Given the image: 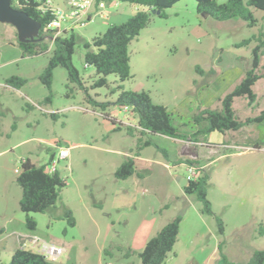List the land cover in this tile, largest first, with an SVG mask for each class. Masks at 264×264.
<instances>
[{
  "label": "rangeland",
  "instance_id": "374dc122",
  "mask_svg": "<svg viewBox=\"0 0 264 264\" xmlns=\"http://www.w3.org/2000/svg\"><path fill=\"white\" fill-rule=\"evenodd\" d=\"M52 5L66 9L67 0H52ZM143 8L122 1L95 6L93 20L74 29L78 42L73 62L88 93L110 103L106 110L94 106L85 90L69 87L62 66L54 71L51 100H45L49 90L39 75L48 63L52 40L46 38L48 51L24 56L16 27L0 22V264L10 262L16 233L30 230L20 207L16 169L21 170L25 158L37 165L50 161L52 154L58 159L60 146L70 152L57 163L67 184L54 206L30 213L37 222L35 233L65 247L57 263L142 264L138 253L178 214L179 235L163 264H226L224 257L248 262L256 249L264 248V235L259 234L264 221V121L238 131H213L198 140L147 134L168 156L157 146H146L136 158L142 175L118 179L115 171L134 155L139 131L132 109L115 103L120 90L112 92L119 84L149 92L172 113L179 130L191 134L198 129L194 115L221 107V99L252 68L253 49L259 37L264 39V10L251 7L256 22L249 25L240 17L217 20L200 14L196 0H180L164 16L151 13L149 24L130 44L131 78L120 81L109 74L108 86L92 87L96 69L84 61V41ZM245 39L251 42L238 46ZM261 52L257 72L263 75L264 47ZM12 75L27 82L21 88L5 84ZM254 90V102L246 97L234 101L243 121L264 110V76ZM109 119L122 128L111 129ZM128 126L135 128L134 135ZM179 159H194L210 174L207 197L215 215L203 213L196 195L185 193L187 165L177 164ZM68 209L74 226L64 217ZM215 216L224 221L223 234Z\"/></svg>",
  "mask_w": 264,
  "mask_h": 264
},
{
  "label": "trees",
  "instance_id": "16d2710c",
  "mask_svg": "<svg viewBox=\"0 0 264 264\" xmlns=\"http://www.w3.org/2000/svg\"><path fill=\"white\" fill-rule=\"evenodd\" d=\"M115 1L129 2L144 7L138 9L126 21L121 23H113L108 28L90 41H84V61L88 65H93L96 69V79L92 87L108 86L109 74H115L120 81H125L132 77L131 73V56L130 44L136 39L141 30L145 28L151 19L153 10H160V16L165 15V10L173 6L180 0H96V7L100 3H112ZM45 0H12L15 8L22 9L42 24L39 38L37 41H20L18 45L23 55H37L48 51L49 42L46 41L43 27L50 22L55 15L51 10L46 12L40 8ZM197 11L200 14H209L217 20H228L240 17L247 21L249 25L256 22L251 7L264 10V0H226L219 2L217 0H196ZM158 14V13H156ZM264 36V35H263ZM259 44L253 49V66L248 69L243 79L235 86V88L221 99V107L205 108L196 113L193 117L194 123L198 126L196 131L187 135L179 130L173 122L172 113L163 104L155 103L147 91H135L123 89V85L119 84L112 92L119 89V95L115 101L120 106H128L134 112L137 118V130L139 131L137 139V150L134 155L127 156L115 171L118 179H127L136 174H142L137 170L135 156L140 155L141 150L146 146H157L151 138H145L147 134H162L172 138L187 139L188 136L193 139L206 137L213 131L229 132L238 131L243 126L251 122L264 121V110L260 115L249 118L246 121L241 120L234 109V101L237 97H246L250 102L256 99L254 86L256 82L264 76L257 72L262 54L261 48L264 47V39L261 37ZM78 38L74 29L65 31L57 35L52 41L53 48L48 59V63L39 75L41 82L48 88L49 95L45 100L50 101L52 96V84L54 71L57 67L62 66L67 71L68 86L76 85L79 89H83L88 93V87L85 85L83 77L73 62V55L76 50ZM251 39H245L238 46L247 45ZM5 84L15 88H21L26 82L25 77L12 75L5 79ZM89 101L96 107L106 110L107 101H98L88 93ZM55 116L54 113H52ZM107 118L108 114H104ZM108 119V118H107ZM114 125L117 122L109 119ZM116 126L114 129H121ZM128 131L135 134V128L128 126ZM168 156L165 149L159 147ZM54 154L50 161L45 164L37 165L30 158L21 161V170L18 171L17 182L22 188V197L20 199V207L26 213V223L30 230L37 228L36 220L30 216L32 212H45L54 206L59 200L60 193L67 181L62 177L58 169L49 170ZM177 164L185 163L187 166L195 165L198 162L194 159H179ZM210 181V174L202 168L199 170L198 177L193 180H187L183 186L186 194H194L203 203V213L215 215L212 210L211 201L207 197V188ZM64 217L67 218L69 225L74 226L76 219L72 210H66ZM218 223L219 232L225 231L224 221L221 217L215 216ZM182 221L181 214L166 223L152 238L148 240L144 249L138 253L142 264H163L168 253L174 248L177 241L180 224ZM259 234L264 235V221L260 223ZM221 244L219 246V250ZM226 264H264V248L256 249L248 262H237L228 260ZM8 264H73V263H57L55 260L49 259L44 254L21 247L16 249Z\"/></svg>",
  "mask_w": 264,
  "mask_h": 264
},
{
  "label": "built area",
  "instance_id": "2783aa9c",
  "mask_svg": "<svg viewBox=\"0 0 264 264\" xmlns=\"http://www.w3.org/2000/svg\"><path fill=\"white\" fill-rule=\"evenodd\" d=\"M104 4L105 3L102 2L99 6H104ZM95 6L96 0H67V7L64 9L62 7H54L52 5V0H45L40 8L44 12L51 10L55 15V17L43 27L44 34L46 35L45 37L54 41L57 35L65 31L88 25L96 15L93 13ZM125 108H128V106H125ZM69 154L68 147L60 146L58 159L53 157L49 170H56L58 160L67 158ZM200 169L201 167L197 164L187 166V180L197 178ZM16 170L17 172L19 171V169ZM30 241L32 246L37 248L38 252L55 261L65 252L64 246L43 240L36 235H32Z\"/></svg>",
  "mask_w": 264,
  "mask_h": 264
},
{
  "label": "water",
  "instance_id": "95a60500",
  "mask_svg": "<svg viewBox=\"0 0 264 264\" xmlns=\"http://www.w3.org/2000/svg\"><path fill=\"white\" fill-rule=\"evenodd\" d=\"M152 13L160 14L161 11L153 10ZM0 22L14 25L18 31L20 41L40 40L41 22L31 17L28 12L15 8L12 0H0Z\"/></svg>",
  "mask_w": 264,
  "mask_h": 264
},
{
  "label": "crops",
  "instance_id": "0c3cea01",
  "mask_svg": "<svg viewBox=\"0 0 264 264\" xmlns=\"http://www.w3.org/2000/svg\"><path fill=\"white\" fill-rule=\"evenodd\" d=\"M114 128H115V125L111 122V129H114ZM175 139H178V138H175ZM137 157L141 158V155L135 156L136 167H137V162H138L136 159ZM134 175H132V176H134ZM185 183L186 182L183 183V186ZM35 231L36 230H34V231L33 230H29V231L22 230L21 232L16 233L17 235L15 236L14 241H13V252L16 249L21 248V247H26V248H28L29 246L31 247L32 246V243L30 241L31 236L32 235L39 236L37 233H35ZM13 233L14 232L11 231L7 234H13ZM39 237L42 238L41 236H39ZM44 240H46V239H44ZM30 247H29V249H30ZM218 250H219V248H218ZM13 252H12V254H13Z\"/></svg>",
  "mask_w": 264,
  "mask_h": 264
}]
</instances>
